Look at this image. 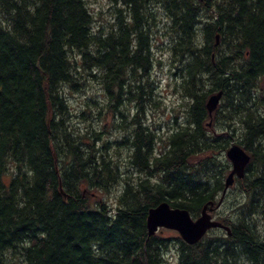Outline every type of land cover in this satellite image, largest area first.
Listing matches in <instances>:
<instances>
[{
  "label": "trees",
  "instance_id": "1",
  "mask_svg": "<svg viewBox=\"0 0 264 264\" xmlns=\"http://www.w3.org/2000/svg\"><path fill=\"white\" fill-rule=\"evenodd\" d=\"M114 2L98 28L88 0H0V264H167L174 239L180 264H264V0ZM158 49L190 98L188 118L163 135L146 117L162 102ZM84 73L106 98L105 108L87 100L96 115L74 112L67 96L84 89ZM219 91L210 116L206 98ZM108 115L125 132L115 142L127 165L103 137ZM76 116L99 127L81 129ZM209 119L224 131L210 133ZM238 128L249 200L223 219L231 234L195 244L149 235V210L163 201L193 218L216 205L231 166L196 156L228 150ZM117 185L115 206L94 200L93 189Z\"/></svg>",
  "mask_w": 264,
  "mask_h": 264
},
{
  "label": "rangeland",
  "instance_id": "2",
  "mask_svg": "<svg viewBox=\"0 0 264 264\" xmlns=\"http://www.w3.org/2000/svg\"><path fill=\"white\" fill-rule=\"evenodd\" d=\"M88 2L95 16L97 17V27L107 28L115 18L114 7L115 5H118V3L116 4L114 0H88ZM218 41H219V36H218ZM157 55L161 56L162 66L161 67L160 65L156 66L154 75L156 76L158 82L156 91L158 92V95L162 98V102L159 106H156V108L152 107L148 112V115H146V117H147V121H149L150 126L154 129L157 128L159 134L163 135L169 130L167 126H170V128H173L174 126L176 127V125L178 124L177 121L185 122V120L188 118L187 103L190 100V98H186L187 100H185V98L180 92V89L176 88L175 81L178 85V78L176 79L177 76L173 75L174 68H172V66L169 65V59H168L169 56L166 53V51L164 50V52H162L160 49H158ZM84 77L87 78V79L85 78L84 80L85 82V85L83 87L84 89L77 92L74 90H67V96L69 98L70 104L74 112L80 114L82 110L86 109L88 111V115L90 116L96 115L97 113L96 109L94 110L93 113L89 111V107L86 105L87 100L90 101H92V99L99 100V103L103 105V108H105L106 98L103 94V90L100 82H98L92 76H89L86 73H84ZM209 96H207L206 102ZM87 119H83L81 116L78 117L76 116L75 118L81 129L85 130L89 124L92 125V128L99 127L96 118L92 120H87ZM105 120L106 117L103 119V122L109 123V129L108 132L103 134V137H108V139L111 141V143L113 144L112 145L113 151H116V149L120 151L118 154L115 155H118V157L121 160V163H123L124 165L129 164L128 163L129 157H127L126 148H123L122 146L121 147L116 146V142H115L118 140H122V137L125 132L120 130L119 128H113L111 126L110 115H108V120L107 121ZM207 128L208 131L213 134H218L224 131L220 123L217 125H213V119L211 120L209 119V125ZM240 131L241 129L238 128V130L234 132L235 134L234 141L230 143L228 149L231 147L232 143L239 144L238 140L241 139L240 136H242ZM161 145L162 144L158 146L160 147ZM211 155H216L217 158L222 160L224 163L230 164L231 167L227 171L226 176L224 178V182H226V178L232 169V162L227 157V150L215 154H213V152L207 151L196 156V159L205 158ZM92 192L96 194V196L93 197L94 200L103 198L108 203L113 204L115 206V204L117 203V196L121 192V186L120 185L113 186L111 187V190L108 191H104L101 189H93ZM222 195H223V190L219 192V194L216 196V202L218 203V201L220 200H222V202L217 209L211 212L213 219L221 222H223V219L226 221H228V219H232L236 221L239 207H241L242 204H244L247 200H249L248 194H246L244 190L240 187L236 178L235 182L232 185H230L226 190V192L224 193V197H222ZM225 231L226 230L217 227V228L209 229L206 234L208 235L225 234ZM157 234H162L174 238H176L177 236L181 237L180 233L177 230H173L169 228H160L157 231ZM173 243L175 244L173 246H170V248L165 253L167 264H180L178 240L174 239ZM13 261L14 264H25L21 260V258L18 259L14 258Z\"/></svg>",
  "mask_w": 264,
  "mask_h": 264
},
{
  "label": "water",
  "instance_id": "3",
  "mask_svg": "<svg viewBox=\"0 0 264 264\" xmlns=\"http://www.w3.org/2000/svg\"><path fill=\"white\" fill-rule=\"evenodd\" d=\"M222 96L223 91L209 96L206 106L210 114L218 107ZM227 157L232 162V169L226 178L224 193L235 182L236 178L244 177L246 167L251 160L250 153L237 143H232L231 147L227 150ZM221 201L216 206H220ZM210 205L213 208L214 201H211ZM147 227L149 235L156 234L160 228L177 230L181 238L188 244L197 243L212 228L219 227L231 234L230 226L213 219L211 213L208 211V205H205L201 215L194 219L188 209L174 207L168 201H163L149 210Z\"/></svg>",
  "mask_w": 264,
  "mask_h": 264
},
{
  "label": "flooded vegetation",
  "instance_id": "4",
  "mask_svg": "<svg viewBox=\"0 0 264 264\" xmlns=\"http://www.w3.org/2000/svg\"><path fill=\"white\" fill-rule=\"evenodd\" d=\"M218 106H219V105H218ZM217 108H218V107H217ZM217 108H216V109H217ZM216 109H215V110H216ZM215 110H214V111H215ZM214 111H213L212 114L209 113L210 116H213V115H214ZM224 190H225V188H224ZM224 190H223V195H222V197H224ZM221 202H222V201H221ZM218 203H219V201H218ZM218 207H219V206L213 205V208L210 207V209H209L208 211L211 213V212H213L215 209H217ZM211 208H212V210H211Z\"/></svg>",
  "mask_w": 264,
  "mask_h": 264
}]
</instances>
